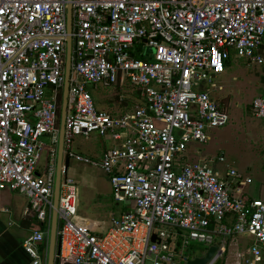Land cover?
I'll return each mask as SVG.
<instances>
[{"label": "built area", "instance_id": "1", "mask_svg": "<svg viewBox=\"0 0 264 264\" xmlns=\"http://www.w3.org/2000/svg\"><path fill=\"white\" fill-rule=\"evenodd\" d=\"M68 2L0 0V191L26 195V213L47 222L24 242L29 264L47 261ZM71 3L65 152L101 168L118 203H133L111 218L105 234L104 222L82 226L78 182L63 168L60 258L74 264H187L186 252L198 242L218 247L206 263L215 264L228 240L247 236L244 264H264V200L245 195L233 167L221 172L211 165L224 156L187 159L192 144L209 142L211 131L230 121L212 90L232 50L264 70V0ZM119 81L140 90L139 102L124 113L98 109L88 85L111 87ZM252 107L264 119V90ZM91 133L112 141L100 159L73 150L76 135ZM45 135L51 139L49 161L39 173Z\"/></svg>", "mask_w": 264, "mask_h": 264}, {"label": "rangeland", "instance_id": "2", "mask_svg": "<svg viewBox=\"0 0 264 264\" xmlns=\"http://www.w3.org/2000/svg\"><path fill=\"white\" fill-rule=\"evenodd\" d=\"M231 63L225 73L217 76L218 87L212 90L214 98L226 108L230 114L227 125L211 131V140L207 143L192 144L188 160L216 159L224 156L225 160L211 162V165L221 172L227 166L233 167L241 174L242 188L245 195L264 200V119L257 118L253 111L252 101L255 96L264 90V70L252 65L246 59L234 55L232 50ZM209 86V85H208ZM136 88L129 81L118 86L106 87L103 85H88V89L95 96L97 107L102 109L126 110L134 107L133 93ZM222 99H224L222 101ZM43 140L51 144L49 135ZM112 145V141L97 133L89 136L76 135L73 139V150L86 153L87 156L100 159L103 151ZM49 147L43 151L42 160ZM78 165V172H74L73 165ZM69 174L73 176L79 186L78 214L85 215L93 210L95 203L102 204L104 221L102 234L110 227L111 218L124 211L130 201L118 203L113 196L109 178L99 167L71 159ZM133 203V202H131ZM88 215V214H86ZM249 239L239 236L228 240L226 251L221 256V264H242ZM194 251L190 257L202 256L208 250L205 244L195 242ZM150 260L147 264H150Z\"/></svg>", "mask_w": 264, "mask_h": 264}, {"label": "crops", "instance_id": "3", "mask_svg": "<svg viewBox=\"0 0 264 264\" xmlns=\"http://www.w3.org/2000/svg\"><path fill=\"white\" fill-rule=\"evenodd\" d=\"M47 146L50 149V145ZM78 153L87 155L84 152ZM48 161L49 150L44 160L40 162L39 173L45 170ZM73 170L78 172L77 163L73 165ZM28 205L29 198L26 195L9 188L0 191V264H29L31 258L24 248V242L34 230L47 228V222H40L33 212L26 213ZM100 208L103 209V205L95 203L90 213L78 214L79 223L82 226L95 227L96 224L104 222L101 218L107 213L102 214ZM47 238L49 249L50 234ZM45 247L44 243L40 244V249L44 252ZM60 264H74V262L60 258Z\"/></svg>", "mask_w": 264, "mask_h": 264}, {"label": "water", "instance_id": "4", "mask_svg": "<svg viewBox=\"0 0 264 264\" xmlns=\"http://www.w3.org/2000/svg\"><path fill=\"white\" fill-rule=\"evenodd\" d=\"M68 32L69 37L67 41V60L65 68V82L62 95V104L60 110V134H59V148H58V159H57V175L56 185L53 199V210L51 216V230L49 238V249L47 253L46 264H60V242L58 237V226H59V199H60V186L63 177V168L66 171L69 170L71 164V158L65 152V133H66V121L68 115V96L71 84L72 76V3L68 0ZM154 51V50H152ZM153 241L157 240V236L153 235ZM217 246H210L208 251L202 256H196L190 259L187 264H206L210 258L217 251ZM222 259L219 258L215 264H221Z\"/></svg>", "mask_w": 264, "mask_h": 264}, {"label": "trees", "instance_id": "5", "mask_svg": "<svg viewBox=\"0 0 264 264\" xmlns=\"http://www.w3.org/2000/svg\"><path fill=\"white\" fill-rule=\"evenodd\" d=\"M234 52V51H233ZM234 55L236 56V54H235V52H234ZM231 57H232V52H231V56H230V58L226 61V68L227 67H229V64L232 62L231 61ZM113 86H118L119 88H122V83L119 81L117 84H115V85H113ZM112 87V86H111ZM134 90H135V92L133 93V104H137L138 102H139V100H140V96H141V92H140V90L138 89V88H133ZM93 97H94V100H95V102H96V106L98 105L97 104V101H96V99H95V96L93 95ZM224 99H222V101H223ZM220 103V102H219ZM98 109H100V110H106V109H102V108H99V107H97ZM131 109H133V107L132 108H128V109H126V110H119L118 108H115V109H108L107 111H109V112H112V113H124V112H126V111H128V110H131ZM132 208V203L130 202V203H127L126 204V207H125V209L124 210H128V209H131ZM194 249H195V247L194 246H191L188 250H187V255H189V258H191L192 259V257H190V254H191V252L192 251H194Z\"/></svg>", "mask_w": 264, "mask_h": 264}, {"label": "flooded vegetation", "instance_id": "6", "mask_svg": "<svg viewBox=\"0 0 264 264\" xmlns=\"http://www.w3.org/2000/svg\"><path fill=\"white\" fill-rule=\"evenodd\" d=\"M242 264H244V263H242Z\"/></svg>", "mask_w": 264, "mask_h": 264}]
</instances>
